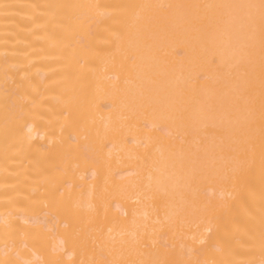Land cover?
Masks as SVG:
<instances>
[{
  "label": "bare ground",
  "instance_id": "6f19581e",
  "mask_svg": "<svg viewBox=\"0 0 264 264\" xmlns=\"http://www.w3.org/2000/svg\"><path fill=\"white\" fill-rule=\"evenodd\" d=\"M0 264H264V0H0Z\"/></svg>",
  "mask_w": 264,
  "mask_h": 264
}]
</instances>
